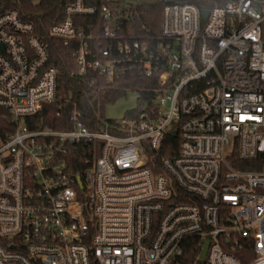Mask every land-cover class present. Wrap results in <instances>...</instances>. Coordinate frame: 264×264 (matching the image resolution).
Returning a JSON list of instances; mask_svg holds the SVG:
<instances>
[{"label": "built area", "instance_id": "2783aa9c", "mask_svg": "<svg viewBox=\"0 0 264 264\" xmlns=\"http://www.w3.org/2000/svg\"><path fill=\"white\" fill-rule=\"evenodd\" d=\"M47 1L44 35L0 13V264H264V0ZM49 40L92 95L152 78L153 108L38 125L68 105Z\"/></svg>", "mask_w": 264, "mask_h": 264}, {"label": "trees", "instance_id": "16d2710c", "mask_svg": "<svg viewBox=\"0 0 264 264\" xmlns=\"http://www.w3.org/2000/svg\"><path fill=\"white\" fill-rule=\"evenodd\" d=\"M193 1V0H186ZM100 0H86V3L98 4ZM64 3L59 1L49 2L47 0H0V13L16 8L22 11L25 19L34 23L38 29L39 35H44L48 26L56 21L55 15L60 6ZM198 3V2H196ZM3 5V6H2ZM159 5H152L148 15V22L152 29L156 30L158 24ZM154 27V28H153ZM49 53L51 63L60 70V80L58 86V93L68 101L62 109L59 117H56L58 107L49 106L43 109L38 118H42L38 125H47L54 129H67L68 116L75 104L76 109L83 115L84 122L90 125L92 121L98 119L100 121H110L104 119L102 108L104 105L115 102L128 91H133L138 94L140 105L134 110L126 113L124 118L137 116L143 111V107L147 110L153 108V89L155 82L152 78H145L142 76L127 75L116 82L106 84L103 79H99L97 86L100 88L98 95H92L87 85L86 80L75 78L70 75L72 70H75L74 60L71 59L68 50L62 47V44L56 40H49ZM12 124L9 121H4L0 112V133L4 128H10ZM170 146L176 145V140H170ZM165 156V154H162ZM194 256H184V261L192 260ZM241 258V256H240ZM252 256L241 258L242 264H247L252 260Z\"/></svg>", "mask_w": 264, "mask_h": 264}, {"label": "rangeland", "instance_id": "374dc122", "mask_svg": "<svg viewBox=\"0 0 264 264\" xmlns=\"http://www.w3.org/2000/svg\"><path fill=\"white\" fill-rule=\"evenodd\" d=\"M139 105L140 100L138 99V94L133 91H128L125 96L120 97L115 102L110 104L106 103L102 108V113L106 120H120L124 118L127 112L134 110Z\"/></svg>", "mask_w": 264, "mask_h": 264}, {"label": "water", "instance_id": "95a60500", "mask_svg": "<svg viewBox=\"0 0 264 264\" xmlns=\"http://www.w3.org/2000/svg\"><path fill=\"white\" fill-rule=\"evenodd\" d=\"M204 16H206V13L204 12ZM205 254H206V248L203 250V252H202V256H200V259H202L203 260V258H205Z\"/></svg>", "mask_w": 264, "mask_h": 264}]
</instances>
